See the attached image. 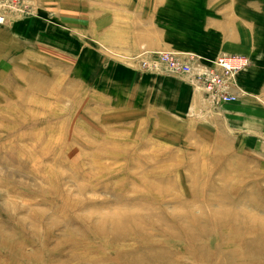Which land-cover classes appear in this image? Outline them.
I'll use <instances>...</instances> for the list:
<instances>
[{
  "label": "rangeland",
  "instance_id": "obj_1",
  "mask_svg": "<svg viewBox=\"0 0 264 264\" xmlns=\"http://www.w3.org/2000/svg\"><path fill=\"white\" fill-rule=\"evenodd\" d=\"M1 2L0 264H264V0Z\"/></svg>",
  "mask_w": 264,
  "mask_h": 264
},
{
  "label": "built area",
  "instance_id": "obj_2",
  "mask_svg": "<svg viewBox=\"0 0 264 264\" xmlns=\"http://www.w3.org/2000/svg\"><path fill=\"white\" fill-rule=\"evenodd\" d=\"M0 0V4L2 3ZM3 22L2 16H0V23ZM160 58L167 60L170 58L166 54H159ZM162 59V60H163ZM163 60V61H164ZM171 60V59H170ZM175 64L173 62L171 65ZM213 69L204 70L201 81L197 85H202L205 92L211 97L216 105L222 103H233L237 100V93L231 91V80L234 83L235 74L248 65V61L243 56H221L217 58L213 63ZM184 69L188 71V67L184 66ZM203 70V69H202ZM229 82L227 86L226 83ZM235 85L233 84V90Z\"/></svg>",
  "mask_w": 264,
  "mask_h": 264
},
{
  "label": "crops",
  "instance_id": "obj_3",
  "mask_svg": "<svg viewBox=\"0 0 264 264\" xmlns=\"http://www.w3.org/2000/svg\"><path fill=\"white\" fill-rule=\"evenodd\" d=\"M217 50H220L219 49V46H214V48L213 49H211L209 46L208 47H206L205 48V51H204V54H206V55H208V54H216V51ZM208 52H210V53H208ZM244 57V56H243ZM246 58V57H245ZM247 59V58H246ZM239 83H242V78L241 77H239ZM183 86V85H182ZM184 88H181V89H178V86H177V90H172V91H170V92H167L165 95L167 96L166 97V101L167 102H169L168 103V106H169V108H171V110H174V109H178V110H186V109H188V107H187V105H186V103H185V99H183L184 98V93H186V91H187V89H186V87L185 86H183ZM189 89V88H188ZM176 93H179V95H177V100L175 101L174 99H173V97H174V95L176 94ZM238 93V92H237ZM169 98H171V100H172V102H171V100L169 99ZM159 100V99H158ZM175 103H178L177 105H175ZM184 110V111H185Z\"/></svg>",
  "mask_w": 264,
  "mask_h": 264
},
{
  "label": "bare ground",
  "instance_id": "obj_4",
  "mask_svg": "<svg viewBox=\"0 0 264 264\" xmlns=\"http://www.w3.org/2000/svg\"><path fill=\"white\" fill-rule=\"evenodd\" d=\"M219 57H221V56H219ZM219 57H217V58H219ZM217 58H215L213 61H212V63L217 59ZM247 61H248V59H246ZM212 63H210L211 65H212V67H213V64ZM246 67V66H245ZM203 70H208L207 68H203ZM209 70H211V69H209ZM203 91H205V90H203Z\"/></svg>",
  "mask_w": 264,
  "mask_h": 264
}]
</instances>
